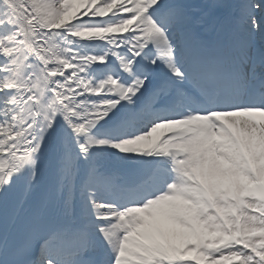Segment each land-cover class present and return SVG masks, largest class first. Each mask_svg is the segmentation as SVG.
Masks as SVG:
<instances>
[{"label": "snow or ice", "instance_id": "1", "mask_svg": "<svg viewBox=\"0 0 264 264\" xmlns=\"http://www.w3.org/2000/svg\"><path fill=\"white\" fill-rule=\"evenodd\" d=\"M0 264H264V0H0Z\"/></svg>", "mask_w": 264, "mask_h": 264}]
</instances>
